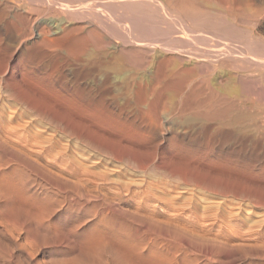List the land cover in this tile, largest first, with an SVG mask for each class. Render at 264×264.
<instances>
[{"label": "bare ground", "instance_id": "1", "mask_svg": "<svg viewBox=\"0 0 264 264\" xmlns=\"http://www.w3.org/2000/svg\"><path fill=\"white\" fill-rule=\"evenodd\" d=\"M69 1H67V0H65V1H61V0H0V20L8 18L9 23H11L13 25H15L17 23L20 26V31H17V32H19L17 34V38H18V42H19L18 45H21V44L23 45V42L25 44V42L27 40L26 37L30 36V38L32 39L31 44L34 47L42 49V50L47 49L50 52H53V55H54L55 51L64 49L65 52L71 53L75 57H77V59L84 61V63L86 65L91 64L92 66L93 65L97 66L100 70L104 71V73H106V74H109L107 72H109L108 69L111 68L112 71H114V79H113L114 82L120 83V85L129 86V81H128L129 79H127L129 77V74H127V72L125 70H122V71H125V72H122L118 65L115 66L114 63H111V60L117 59V55H118L117 53H119L120 51L115 53V54L111 53L109 51V47H106V46H108V43L98 33L97 34H89V36H86V35L84 36V34H82V30L84 28L83 24L80 25V24L75 23L76 18L79 19L82 12L78 11L79 9L77 10L75 7H73ZM99 1L103 3L104 1L106 2L107 0H99ZM118 1L120 3L123 0H118ZM232 1L233 0H217L219 6L224 7L227 11L233 10V2ZM251 1L252 0H239V3L242 4V6L244 8H246V10H247ZM120 4H123V3L121 2ZM96 5H97V3H96ZM117 5H118V2H117ZM170 5H169V7H171ZM103 6H104V4L101 5V7H103ZM172 8H173V6H172ZM52 9L56 10V11H54L55 14L64 13L65 20L64 21L62 20L61 22H58V23H56V22L54 23V21H47V20H43V19L37 20L38 17H40L41 15H43L46 12L49 13L50 10L52 11ZM57 10H59V11H57ZM89 11H90V9H89ZM236 11H238V10H236ZM240 11H241V9H240ZM250 11H252V10L250 9ZM87 13H89V12H87ZM33 14H35L36 16L33 17ZM96 14H98V13H96ZM180 14H181V12H180ZM77 15H80V16L78 17ZM91 15H92V12H91ZM231 15H232V13H231ZM102 16L104 17V15H102ZM105 16L108 17L106 14H105ZM121 16H123V15H121ZM82 17H84V16H82ZM96 20H97V25H99L103 29H106V27L108 26L107 24H109V23H107L106 18L99 19V20L96 19ZM129 20L130 19L127 18V21H129ZM135 23H136V21H135ZM185 23H183V24H185ZM93 24H95V23H93ZM139 25L141 26V24H139ZM139 25L137 23V26H138L137 29L138 30L140 29ZM130 26H131V22H130ZM186 26H188L187 23H186ZM120 27L122 28V26H120ZM134 27H135V25H134ZM188 28L187 27L184 28V31ZM22 29L24 32L21 31ZM86 29H87V27H86ZM108 29H109V27H108ZM115 29H117V28H115ZM25 30L26 31L29 30V32L26 33ZM140 30H143V28L141 27ZM213 30L214 29H212V31ZM219 30L221 32V29H219ZM219 30H217V31H219ZM87 31L88 30H86V34H87ZM225 31L222 30L221 34L223 32H224L223 34H225L226 33ZM89 32H91V31H89ZM144 32H146V31H144ZM187 32H188V30H187ZM204 32H205V30H204ZM185 33H186V31H185ZM143 34H142V36H143ZM123 35H124V33H123ZM130 35H131V33H130ZM187 36H188V34H187ZM139 37H141V36H139ZM217 38H219V37H217ZM139 40H141V39H139ZM143 42H145V39ZM127 43H129V42H127ZM140 43H142V42H140ZM149 43H150V41H149ZM149 43H147V44H149ZM239 46H241V45H239ZM23 47H25V46H23ZM116 48H118V47H116ZM221 48H223V47H221ZM166 49H167V47H166ZM235 49H236V47H235ZM110 50H112V49L110 48ZM118 50H119V48H118ZM226 50H227V48H225V52H226ZM196 53H194V54H196ZM217 53H219V52H217ZM239 53H241V51ZM247 53H249V52H247ZM127 54H129V53H127ZM190 54L191 53H189V55ZM130 55H127V56H130ZM132 56H135V55H132ZM154 56L155 55H153V57ZM218 56H220V55H218ZM238 56H240V55L238 54ZM254 56H256V55H254ZM242 57H243V55H242ZM131 58L133 59V57H131ZM247 58H248V56H247ZM127 60H129V58H127ZM139 60L141 61L142 59L140 58ZM168 60H169V58H165V59H161V60L159 59L158 60L159 62L157 63L156 67L154 66L155 67L154 76L156 79H155V81L152 82V85H154L155 83H160L161 79L168 78L169 80L164 82L162 89L160 88L161 90H159L157 93L154 92V90L157 88V87L155 88V86L150 87L148 90L146 89V91L144 90L145 92L143 93L142 96H140L141 101H145L149 96H152L154 98V102H153L154 105H157L158 101L160 100V96L162 98L166 99L169 96V94L167 92L171 93V91H174V90L176 91L178 89L179 84H180L179 83L180 78L178 79L179 74H178V72L175 73L176 71L174 72V71L168 69V66L166 64V61H168ZM180 60H182V59L180 58ZM224 60L225 59H223L219 62V69L217 68L218 70L217 71L215 70L213 77L210 80L207 79L203 83L204 87L202 90L203 95H202V102H201L202 103V114H201L202 118L206 123L210 122L212 120L213 121L215 120L218 127H220V128H226L228 130L229 128L237 127L236 131L239 133H251L258 140V146L255 149L256 150V152H255L256 158L255 159L258 162L259 161L261 162V158L264 157V89L257 88L254 85L255 81L253 80V78L243 74L246 72V67H244L242 65L241 66L236 65V63L234 64V62H231V61L228 64H226L225 63L226 60H225V62H224ZM41 61H43V60L41 59ZM148 62H149V60H148ZM256 62H257L256 67H257V69H259L257 75L264 78V72L262 70V67L264 68V60H262V58H261V60H258ZM34 63H35V61H34ZM8 65H6V66H8ZM177 65H179V63ZM252 65H253V63H252ZM134 67H133V69H134ZM136 67H135V69H136ZM170 67H172V65ZM184 69L188 70L189 68L188 69L184 68ZM180 72H182V70H180ZM13 74H15V73H13ZM12 75H11V77H13ZM33 75H35V74H33ZM0 76H2V75H0ZM95 76H97V75H95ZM101 76L99 78H101ZM258 76H256V78ZM132 77L133 76H131V78ZM141 77L142 76H140V78ZM150 77H148V78H150ZM256 78H254V79H256ZM26 80L27 79H25V81ZM258 80H260V79H258ZM40 81H41V79H40ZM59 83H61V82H59ZM108 83H109V81H108ZM24 84L26 85V83H24ZM130 84H132V81H130ZM102 85L104 86V84H102ZM141 85H142V83H141ZM9 86H10V84H9ZM31 86L34 89V85H32V83L30 84V88H31ZM47 86H48V84H47ZM49 88H51V87H49ZM95 88H96V85H95ZM194 88H195V86H194ZM33 89H32V91H34ZM35 89H36V87H35ZM40 89H41V87H40ZM40 89H39V91H40ZM45 89H47L46 86H45ZM27 90L28 89H26L24 91H27ZM60 90H62V89H60ZM39 91H38L39 97L37 96V92H36L37 97L31 96L30 94H24V93L22 94L19 92H18V94H13V95L10 94L6 98L3 96H2L3 98L0 97V255L4 254L5 250H7V248L9 247L5 242H10V244H13L15 246H19V250H20L19 252H21L20 254L25 255L24 257H27L28 260L31 259V261L32 260L34 261L33 254L41 251L40 248H42V247L44 248L46 246V244L49 243L48 247L51 246L55 250L60 249L61 247L62 248H61V254L59 257H53L52 258L49 255L51 257V259H49V257H48V260H49L47 262L48 264H194L193 261L190 260L191 258L189 259L190 256L188 257V254L186 253V249H185V244L187 243V241L191 240L190 236L195 237V240H197L196 242H198V241L200 242L202 240L201 245L206 246L203 248L205 254H208V257H209V255L212 256V258H213V256L219 255L220 252H226L227 253V251H228V253H229L230 251H234V250L237 251L238 253H240V255H242L243 257L244 256L246 257L247 255H252L255 252L257 253L262 247H264V241L261 239H258L259 235H261V233H260V232H262L261 230H260V232H258V233H260L259 235H258V233H256L258 235V237L255 240H249L248 238L246 239L245 237H247V235L244 234L245 230L248 229V227H249L248 222L251 221L250 218L253 215V209H256L257 207H260V206L264 207V168L260 172L258 170V173H253V170H254L253 165L254 164L250 163V162H252L250 160L251 158L246 159V161H241L240 163H238L236 160H231L229 157H226V156L228 154H231L233 152L232 151L233 149L226 142L222 141L219 144V147L221 149V152L225 156H222V157L220 156L221 158L218 161H216L217 162L216 165H217L218 169H217L215 175L211 173V170H212L211 166L210 167L207 166L206 171L202 174V183L201 184H202V194L204 196L203 197L201 196L202 197V202H201L202 203L201 204L202 210H199L200 205L197 201L190 200V199L182 201V200H180V198H177L176 195H178L179 192H177V194L173 195V193L170 191V193H172V195H171L170 193H168V191L163 190L162 187H161L162 188L161 190H158L160 188V186L157 187V183H156V182H158V181H156V180H158L157 178L155 179L156 182H154L156 184H152L151 182H150V184L148 182H142L144 179L141 182H139V180H138L137 182H139V183H137L136 181H135V183H129V182L122 183V182L118 181V177L117 178H115L116 176L114 178L111 177L109 175V173H110L109 170L100 169V167L98 165L99 163L96 162L97 163L96 164L94 161V163H95L94 165H91L92 164L91 162L89 164L88 162H89V158H90L89 156L90 155L88 157L86 156L85 158H83L84 160L81 161L80 158H76V156L71 155V153L69 154V151L67 152L66 149L63 150V148L59 144V141L56 139L57 138L56 136L58 134H61V135L64 134L66 136L71 135L74 138H76L77 140L81 139L86 146H89V145L91 147L93 146V149L97 150V153L103 152L101 154H106V156L109 155V156L113 157L118 162V164L120 163V165L126 164V166L128 165V166H133L135 168H140V169L146 168L147 169V167L150 166V163L151 162L153 163V161L155 160L154 159L153 161H147V162L143 161L142 162L138 159L131 158V157H129V154L127 151L122 150L119 147L118 148L115 147L114 142L113 141L112 142L107 141L103 135H100L98 138H96V136L94 134H92L91 132L84 131L78 127L76 128V127L70 126L68 123H65V122L63 123V127H60V123L62 122L63 119L61 118V114L56 109V106H55L56 101L54 102L53 100L46 99V96L45 97H43L42 95L40 96ZM84 91H85V89H84ZM45 92L47 93V91H45ZM45 92H43V93L45 94ZM4 93H6V92H4ZM4 93H2V94H4ZM13 93H15V92H13ZM41 93H42V91H41ZM49 94L51 96L52 93H48V95ZM127 94H129V93H127ZM194 94H197V93L194 92ZM64 97L67 98L68 96H64ZM196 98H197V96H196ZM54 100H55V98H54ZM191 100L190 101L186 100L184 107L187 108V106H189L191 104ZM3 102H5V104L6 103L8 104L10 102L16 103L17 104L16 106L20 105L19 108L22 107L23 111H21L19 113V111H20V109H19V111H17L18 113H16L15 115H13V114L9 115L12 113V112H9V114H8L9 116H5L4 111L6 109H4L5 106L3 107ZM97 102L98 101H96L95 103H97ZM68 103H69V101H68ZM161 103H163V102H161ZM252 103H255V104H252ZM7 104H6V106H7ZM100 104H101V102H100ZM62 105H64L63 101H62L61 106ZM196 105H197V103H196ZM145 106H147V105H145ZM249 106H251V108H252L251 112L248 110ZM8 107H11V106L9 105ZM13 107H14L13 110L16 112L15 108H17V107H15V105ZM135 107L136 106H134V108ZM148 108H150V107H148ZM8 110L11 111L12 107H11V109L8 108ZM27 111L32 112L34 116L36 115L38 117L36 120H34L35 123L29 122L28 124H24L25 122L23 121L24 123L21 124V122H18L15 120L16 117H18V119L20 118L19 120L24 119L23 117H24V115L27 114L26 113ZM145 111H146V109H145ZM193 114H194V112H193ZM28 115H29V117H32V116H30V114H28ZM82 115H84V114H82ZM197 116H198V114H197ZM33 117H32V119H33ZM25 118H27V117H25ZM99 118H100V116H99ZM46 119H48V121L51 123V126H52V127L48 126V127H50V128H48V130L49 129L51 130V132H49V133H52V131L54 132V134H50L49 136H48V133H47V136L44 135L45 131L42 130L45 128V127H43L44 124H42V123ZM249 120L253 121V123H252L253 125L252 124L248 125V123L246 124V122ZM215 121H214V123H215ZM37 124L41 125L43 128L42 129L40 128L41 129L40 130ZM108 124L109 123H107V125ZM36 125L38 128L36 127ZM134 125H135V123H134ZM114 126H115V124H114ZM126 127H127V125H126ZM112 131H114V130H112ZM125 131H127V130H125ZM135 132H136V130H135ZM131 133L132 132H130V134ZM234 133H236V132H234ZM105 134H106V132H105ZM132 134L134 135V133H132ZM122 135H124V133ZM250 135L248 138H250L252 136V135L251 136ZM110 136H111V134H110ZM218 136H220V135H218ZM70 140H72V139H70ZM138 140H140V139H138ZM63 141H65V140H63ZM232 141H234V140H232ZM130 142H132V140ZM61 143L63 144V142H61ZM64 143H67V142L65 141ZM69 144H71V143H69ZM235 145H236V143H235ZM69 146H68V148H69ZM89 149H92V148H89ZM133 149H135V148H133ZM85 154L88 155V153H86V152H85ZM75 155L78 156V154H75ZM96 155H98V154H96ZM207 156H206V158H207ZM91 158H93V157H91ZM167 159H168V157H167ZM90 160H92V159H90ZM96 160H98V158ZM107 160H110V159L107 158ZM179 160H181V159H179ZM243 160H245V159H243ZM172 161H174V160H172ZM183 161H185V160H183ZM112 162H113V160H112ZM210 162H212V161H210ZM102 163H104V162H102ZM191 164H192V162L190 163V165ZM203 164H205V163H203ZM154 165H155V167L163 168L165 170V172L170 171V170H172V172H173V169L171 168V166L167 162L163 161L161 163H155ZM205 165H207V164H205ZM205 165H204V167H205ZM100 166H101V164H100ZM188 166L189 165H187V167ZM95 167H96V169H100V170L96 171L95 169H93ZM97 167H99V168H97ZM110 167H112V166H110ZM110 167L108 166V169ZM199 167H201V166H199ZM104 168H106V166H104ZM114 168H112V169H114ZM122 168H124V167L122 166ZM112 169L110 170L111 172H112ZM155 169L156 168H154L153 172H155ZM107 172H109V173H107ZM151 172H152V170H151ZM126 173H127V171H126ZM126 173H125V175H127ZM158 173H160V172L158 171ZM158 173L156 172V174H158ZM121 174H119V175H121ZM156 174L154 175V173H153L154 176H156ZM134 175H132V173H131L130 176H134ZM168 175H170V174H168ZM174 175L177 176L183 183H187L189 180L192 179L187 174H183V173L177 172V171L175 172ZM174 175H173V177H174ZM166 176H164V177H166ZM144 177H145V175H144ZM156 177H158V176H156ZM164 177H163V179H164ZM127 178H130V177L127 176ZM131 178H133V177H131ZM176 178H173V179L176 180ZM145 179H148V178H145ZM168 179L170 181V178H168ZM121 180H123V178ZM160 180H162V178H160ZM166 181H167V179H166ZM130 182H132V181H130ZM175 183H176V181H175ZM152 185L156 186L158 189ZM163 185H165V184H163ZM167 185L168 186L166 188H168V187L170 188L168 183H167ZM138 187H142V188L136 191L135 188H138ZM163 187H165V186H163ZM192 187H193V184H192ZM186 189L187 188L185 187V190ZM180 190H182V189H180ZM183 192H185V191H183ZM191 194H193V193H191ZM191 194L189 196H191ZM53 195H55L56 197H53ZM198 195L199 194H197V196ZM185 196L189 197L188 195L184 194L183 197H185ZM197 196H196V198H198ZM210 199H211V201H214L212 199H218V200L217 201L215 200L216 202L214 204H211L212 202L211 203L208 202ZM203 203H205V204L203 205ZM55 206H59V208H62L64 210H68V211H72L75 209L78 210V209H82L83 207H86V209H88V212H89V208L91 207V211H90V212H92L91 217L96 216V221L94 223H91L89 226L87 224H84V222H85L84 220L80 224H78L76 222L77 225H71L70 224L68 226L67 225L60 226L61 224H59L60 222L58 223V221L56 223L51 222V216H52V212L54 211ZM99 207L101 208V211L97 210V209H99ZM187 210L190 212V214L186 213ZM200 211L202 214L200 213ZM108 212H110V213L117 212V213L125 214V215L131 217V219L134 222L138 221V225L140 224L141 226L145 227V229L143 230L144 235L142 237H139V238H138V235H136L137 237H136V239H134V241H133V239H129L130 235L128 233H127L128 234L127 236H123L122 234H120V232H118L120 230L111 228L107 224V222H106L107 219L105 220V215H107ZM256 213H257V211L255 212V214ZM201 217H202V220H200ZM199 220L202 222H199ZM74 221H76V220H74ZM122 223L124 224V222H122ZM129 223H126V224H129ZM65 224H66V222H65ZM86 226H88V227H87V229L86 228L83 229L84 231H83L80 239H76L77 237L75 238L74 234L77 233L78 228H81V227L83 228ZM255 227L256 226L254 225V228ZM251 229H250V231H251ZM262 233L264 234V232H262ZM256 234H255V236H256ZM248 235H250V233ZM250 236H252V235H250ZM262 237L263 236H261V238ZM262 239H264V238H262ZM194 243H192V244H194ZM58 247H60V248H58ZM187 250H188V248H187ZM198 250H200V249H198ZM104 252H107L108 254L106 253V255L104 256L103 255ZM187 252H189V250ZM226 253L224 254L225 256L228 254V253L227 254ZM20 257H21V255H20ZM24 257H22V258H24ZM234 257L237 258V256H235V255H234ZM201 258H202V255H201ZM218 258H220V257H218ZM223 258H225V257L222 256V260H223ZM41 259H40V261L43 263L46 261V260L43 261L44 260L43 258H41ZM25 260H27V259H25ZM204 260H206V259H204ZM220 260H221V258H220ZM226 260L229 261V258L226 257L225 261ZM216 261H218V260H216ZM41 262H39V263H41ZM238 262L240 263V261H238ZM29 263H30V261H29ZM234 263H232V264H234ZM236 263H237V261H236ZM250 263H251V261H250ZM220 264H222V263H220ZM258 264H264V258Z\"/></svg>", "mask_w": 264, "mask_h": 264}, {"label": "rangeland", "instance_id": "2", "mask_svg": "<svg viewBox=\"0 0 264 264\" xmlns=\"http://www.w3.org/2000/svg\"><path fill=\"white\" fill-rule=\"evenodd\" d=\"M61 1H65V0H61ZM67 1H69V0H67ZM123 1H121L123 4H120L121 2L119 3L118 0H114V1L113 0H107L106 2L104 1L103 3L100 2L99 0H80V1L79 0H70L69 2L77 10L79 9L78 11L82 12V14L79 12L81 14V16L77 15L78 17L79 16L80 17H79V19L76 18L75 23L80 24V25L83 24L85 29L83 28L82 34H84V36L85 35L89 36V34H97L98 33L108 43V46H106V47H109V51L111 53L115 54V53L120 51L119 53H117L118 54L117 59L111 60V63H114L115 66L118 65L119 68L121 69V71L125 70L127 72V74H129V77L127 79H129L128 81H129L130 87L126 86V85H125L126 86L125 87L124 85H120V83H115L113 80L114 79V71H112L111 68L108 69L109 72H107V73H109V74H106V73H104V71L100 70L97 66H94V65L92 66L91 64L86 65L84 63V61L77 59V57H75L71 53L65 52L64 49L55 51L54 55H53V52H50L47 49L42 50V49L34 47L31 44L32 39L30 38V36L26 37L27 40H26L25 44L23 42V45L22 44L18 45L19 42H18L17 34L19 32H17V31H20V26L17 23L15 25L9 23L8 18H6L3 20L2 19L0 20V75H2V76H0V94H1L0 97L3 96L6 98L10 94H12V95L18 94V92L22 93V94L23 93L24 94H30L31 96H36V92H37V96L39 97L38 91L41 87V89L39 91L40 96L41 95L43 97L46 96V99L53 100L54 102L56 101L55 102L56 109L61 114V118L63 119L62 122L60 123V127H63V123L65 122V123H68L70 126H73L76 128L78 127L84 131L91 132L92 134H94L96 136V138H98L100 135H103L107 141H109V142L113 141L115 147H117V148L119 147L120 149L127 151L129 154V157L138 159L142 162L143 161H146V162L147 161H153L155 159L154 160L155 162L154 161H153V163L151 162L150 166H148L147 169L146 168L145 169L135 168L133 166H128V165L126 166V164L120 165V163L118 164V162L113 157H111L109 155L106 156V154H101L103 152L97 153V150L93 149V146L92 147L90 145L86 146L81 139L77 140L76 138H74L71 135L66 136V135L62 134L63 135L62 136L61 134H58L56 136L57 138L56 137L55 138L59 141V144L63 148V150L66 149L67 152L69 151V154L71 153V155L76 156V158H80L81 161L84 160L83 158H85L86 156L88 157L90 155L89 156L90 157L89 162H88L89 164H90V162L92 163L91 165H94L96 162L99 163L98 165H99L100 169L109 170L110 173L109 172H107V173H109V175L113 178L115 176H116L115 178L118 177L119 182L135 183V181L137 182L139 180V182H141L144 179L142 182H148L149 184H150V182L152 184L157 183V187L160 186L159 189L154 185H152V186L156 187L158 190H161L163 188V190L168 191V193H170V191H171L173 193V195L177 194V192H179V194L176 195L177 198H180V200H182V201L187 200V199L188 200L189 199L195 200L200 205L199 210H202V208H201L202 203L201 202H202V197L204 196L202 194V184H201L202 183V174L206 171L207 166H209V167L211 166V169H212L211 173L215 175V173L218 169V167L216 165L217 164L216 161H218L222 156H225L221 152V149L219 147V144L222 141L226 142L233 149L232 150L233 152L231 154H228L226 157H229L231 160H236L238 163H240L241 161H246V159L251 158L250 160L252 162H250V163L254 164L253 165V169H254L253 173H258V170L260 172L264 168V157L261 158V162L260 161L258 162L255 159L256 158V154H255L256 150L255 149L258 146V140L251 133H239L236 131L237 127H234L235 129L229 128L228 130L226 128H220V127H218L215 120H214L215 123L213 120L206 123L203 120L202 115H201L202 114V103L201 102H202V95H203L202 90L204 87L203 83L207 79L210 80L213 77L215 70L217 71L219 69V62L223 59L226 60V62L224 60V62L226 64H228L231 61V62H234V64L236 63V65H239V66L242 65V66L246 67V72L243 74L246 76L252 77L253 80L255 81L254 85L257 88L264 89V78L257 75L259 69H257V67H256L257 66L256 61L261 60V58H262V60H264V0H252L251 3L249 4V7L247 8V10H246V8H244L242 6V4L239 3V0H233L232 1L233 2V10H231V11H227L224 7L219 6L217 0H211V1L210 0H196V1L195 0H172V1L171 0H128V1L123 0ZM117 2H118V5H117ZM96 3L98 6L96 5ZM102 4H104L103 7H101ZM169 5L171 7H169ZM172 6H173V8H172ZM89 9H90V11H89ZM235 9L238 11H236ZM240 9H241V11H240ZM250 9L252 11H250ZM54 11H56V10L52 9V11L50 10L49 13L48 12L44 13L43 15L38 17L37 20L43 19V20H47V21H54V23L55 22L58 23V22H61L62 20L63 21L65 20L64 13L55 14ZM57 11H59V10H57ZM87 12H89V13H87ZM91 12H92V15H91ZM180 12H181V14H180ZM96 13H98V14H96ZM231 13H232V15H231ZM105 14L108 17H106ZM102 15H104V17ZM121 15H123V16H121ZM34 16H36V15L33 14V17ZM82 16H84V17H82ZM104 18H106L107 23H109V24H107L108 26L106 27V29H103L99 25H97V20H96V19L99 20V19H104ZM127 18H129L130 20L127 21ZM135 21H136V23H135ZM130 22H131V26H130ZM185 22L188 24V26H186ZM93 23H95V24H93ZM137 23H138V25L141 24V26L139 25V28L141 29V27H142L143 30L137 29V27H138ZM183 23H185V24H183ZM134 25H135V27H134ZM120 26H122V28ZM86 27H87V29H86ZM108 27H109V29H108ZM186 27L187 28L189 27V28L185 30L186 31V33H185L184 28H186ZM115 28H117V29H115ZM212 29H214V30L212 31ZM219 29H221V32H222V30L223 31L226 30L225 32L227 34L226 33L223 34L224 32L221 34ZM86 30H88L87 34H86ZM187 30H188V32H187ZM204 30H205V32H204ZM217 30H219V31H217ZM21 31L24 32L23 29ZM89 31H91V32H89ZM144 31H146V32H144ZM25 32L28 33L29 30H27V31L25 30ZM123 33H124V35H123ZM130 33H131V35H130ZM142 34H143V36H142ZM187 34H188V36H187ZM139 36H141V37H139ZM217 37H219V38H217ZM139 39H141V40H139ZM144 39H145V42H143ZM149 41H150V43H149ZM127 42H129V43H127ZM140 42H142V43H140ZM147 43H149V44H147ZM239 45H241V46H239ZM23 46H25V47H23ZM116 47H118L119 50ZM166 47H167V49H166ZM221 47H223V48H221ZM235 47H236V49L237 48L238 49L236 50ZM110 48L112 50H110ZM225 48H227L226 52H225ZM240 51H241V53H239ZM188 52L191 54L189 55ZM217 52H219V53H217ZM247 52H249L250 54ZM127 53H129V54H127ZM194 53H196V54H194ZM237 53L240 56H238ZM126 54L127 55L131 54V55L127 56ZM132 55H135L136 57L132 56ZM153 55H155V56L153 57ZM218 55H220L221 57ZM242 55H243V57H242ZM254 55H256V56H254ZM247 56H248V58H247ZM131 57H133V59ZM137 57L139 59L141 58L142 60L140 61ZM127 58H129V60L130 59L131 60L129 61V60H127ZM165 58H169V60L166 61L168 69H170L174 72L176 71L175 73L178 72V74H179L178 79L180 78L179 79L180 84H179L178 89L176 91L175 90L171 91V93L167 92L169 94V96L166 99L162 98L160 96V100L158 101L157 105H154V103H153L154 98L152 96H149L145 100L146 102L141 101L140 96L143 95V93L146 91V89L148 90L150 87L155 86V88L156 87L157 88L154 90V92L157 93L159 90L162 89L164 82L169 80L168 78L161 79L160 83H155L154 85H152V82L155 81V79H156L154 76V70H155L157 63L159 62L158 60L159 59L160 60L165 59ZM180 58L182 60H180ZM41 59L43 61H41ZM148 60H149V62H148ZM34 61H35V63H34ZM178 63H179V65H177ZM252 63H253V65H252ZM6 65H8V66H6ZM171 65H172V67H170ZM134 66L135 67L137 66L136 69ZM133 67H134V69H133ZM183 67L187 68V69L189 68L190 70L189 69L185 70ZM180 70H182V72H180ZM262 70L264 72L263 67H262ZM125 71H122V72H125ZM13 73H15V74H13ZM33 74H35L36 76ZM11 75L13 77H11ZM95 75H97V76H95ZM100 76H101V78H99ZM131 76H133V77L131 78ZM140 76H142V77L140 78ZM256 76H258V77L256 78ZM148 77H150V78H148ZM254 78H256V79H254ZM25 79H27V80L25 81ZM40 79H41V81H40ZM258 79H260V80H258ZM108 81H109V83H108ZM130 81H132V84H130ZM59 82H61V83H59ZM24 83H26V85ZM31 83H32V85H34V89L32 88V86L30 88ZM141 83H142V85H141ZM9 84H10V86H9ZM47 84H48V86H47ZM102 84H104V86ZM95 85H96L97 89L95 88ZM45 86L47 87V89H45ZM194 86H195V88H194ZM35 87H36V89H35ZM49 87H51V88H49ZM26 89H28V90L24 91ZM32 89L34 91H32ZM60 89H62V90H60ZM84 89H85V91H84ZM3 91L6 93H4ZM41 91H42V93H41ZM45 91H47V93ZM13 92H15V93H13ZM43 92H45V94ZM194 92H196L197 94H194ZM2 93H4V94H2ZM48 93H52L51 96H50V94L48 95ZM127 93H129V94H127ZM57 95L58 96L60 95V96L58 97ZM64 96H68V97L65 98ZM196 96H197V98H196ZM54 98H55V100H54ZM95 100L98 102L95 103L96 102ZM186 100H188V101L191 100V104L190 105L188 104L189 106H187V108L184 107ZM62 101H63L64 105L61 106ZM68 101H69V103H68ZM100 102H101V104H100ZM161 102H163V103H161ZM10 103H8V104L6 103L7 104V106H6L5 102H3V107L5 106L4 109H6L5 111L7 112L6 113L4 111L5 116H9L12 114L15 115L16 113H18L17 111H19V109H20L19 113L21 111H23L22 107L19 108L20 105L16 106L17 105L16 103H13V102H10ZM196 103H197V105H196ZM252 104H255V103H252ZM9 105L12 107L11 111L8 110V108L11 109V107H8ZM14 105H15V107H17V108H15L16 112L13 110ZM145 105H147V106H145ZM134 106H136L137 108L136 107L134 108ZM148 107H150V108H148ZM145 109H146V111H145ZM248 110L250 112L252 111L251 106H249ZM9 112H12V113L9 114ZM193 112H194V114H193ZM26 113L25 114L27 116L24 115V117H23L24 119L21 118L22 120H19L20 118L18 119V117H16L15 120L18 122H21V124H23L24 122H25L24 124H28L29 122L35 123L34 120H36L38 117L36 115L34 116L33 113L30 111H27ZM28 114H30V116H32V117L34 116L33 119H32V117H29ZM82 114H84V115H82ZM197 114H198V116H197ZM99 116H100V118H99ZM25 117H27V118H25ZM49 123L50 122L48 121V119L43 121L42 124H44L43 125V127H45L44 129H42L43 127L41 126L42 125L41 123H40L41 125L37 124L39 129L41 128L42 130L45 131L44 135H46V136H47V133H48V136L50 134H54L53 131H52V133H49V132H51V130L50 129L48 130V128L52 127L51 123L50 124ZM107 123H109V124L107 125ZM134 123H135V125H134ZM247 123H248V125H250L253 123V121L249 120L246 122V124ZM114 124H115V126H114ZM37 125H36V127H37ZM126 125H127V127H126ZM48 126H50V127H48ZM112 130H114V131H112ZM125 130H127V131H125ZM135 130H136V132H135ZM105 132H106V134H105ZM130 132L134 133V135L132 133L130 134ZM234 132H236V133H234ZM123 133H124V135H122ZM110 134L112 137L110 136ZM245 134L246 135L248 134V135L246 136ZM218 135H220V136H218ZM249 135L252 138L251 137L248 138ZM70 139H72V140H70ZM138 139H140V140H138ZM63 140H65L67 143H64L65 141H63ZM131 140H132V142H130ZM232 140H234V141H232ZM61 142H63V144ZM69 143H71V144H69ZM235 143H236V145H235ZM68 146H69V148H68ZM89 148H92V149H89ZM133 148H135V149H133ZM73 149L74 150L76 149L75 150L76 152ZM85 152L88 153V155L85 154ZM75 154H78V156ZM96 154H98V155H96ZM206 156H207V158H206ZM91 157H93V158H91ZM167 157H168V159H167ZM97 158H98V160H96ZM107 158L110 160H107ZM90 159H92V160H90ZM111 159L113 160V162ZM179 159H181V160H179ZM243 159H245V160H243ZM172 160H174L175 162ZM183 160H185V161H183ZM94 161H95V163H94ZM163 161L167 162L171 166L174 173L172 172V170L166 171L167 172L166 173L163 168L155 167V165H154L155 163H161ZM210 161H212V162H210ZM102 162H104V163H102ZM191 162H192V164L190 165ZM202 162L207 164V165L203 164ZM100 164H101V166H100ZM197 164L198 165L200 164L199 166H201V167H199ZM107 165L109 167L112 166V167H110L111 169L114 168L115 166L117 168L115 167L116 169L115 168L112 169V172H111L110 171L111 169L110 168L108 169ZM187 165H189L190 167L189 166L187 167ZM204 165H205V167H204ZM104 166H106L107 169L104 168ZM122 166L124 168H122ZM99 167H97V168H99ZM154 168H156L155 172H153ZM93 169H95L96 171L100 170V169H96V167ZM151 170H152V172H151ZM126 171H127V173H126ZM158 171L160 173H158ZM176 171L181 172L183 174H187L188 176H190V178H192L191 179L192 181L189 180L187 183H183L177 176L174 175ZM156 172L158 174H156ZM125 173L127 175H125ZM131 173H132V175H134V174L135 175L130 176ZM153 173H154V175L156 174V176H158V177L154 176ZM119 174H121V175H119ZM168 174H170V175H168ZM144 175H145V177H144ZM173 175H174V177H173ZM127 176H129L130 178H127ZM136 176L137 177L139 176L140 178L138 177L139 178L138 179ZM164 176H166V177H164ZM131 177H133V178H131ZM159 177L162 178V180H160ZM163 177H164V179H163ZM122 178L124 181L121 180ZM145 178H148V179H145ZM156 178L158 179V180H156L158 182L155 181ZM165 178L167 179V181ZM168 178H170V181ZM173 178H176V180ZM130 181H132V182H130ZM175 181H176V183H175ZM139 182H137V183H139ZM154 182H156V183H154ZM167 183L170 186V188L168 187L169 189L166 188L168 186ZM191 183L193 184V187H192ZM163 184H165V185H163ZM163 186H165V187H163ZM185 187L187 188L186 190H185ZM141 188L142 187H138V188H135V190L137 191ZM175 188L176 189L180 188L182 190L177 189L178 190L177 191ZM183 191H185L186 193ZM172 193H170V194L172 195ZM191 193H193L194 195ZM184 194L188 195V196L191 194V196L183 197ZM197 194H199V195L197 196ZM196 196L198 198H196ZM53 197H56V196L53 195ZM212 200H214V201H211V199H210L208 202H210V203L212 202L211 204H214L218 199H212ZM204 204L205 203H203V205ZM97 210L101 211V208L99 207V209H97ZM90 211H91V207L89 208V212H88V209H86V207H83L82 209H78V210L75 209L72 211H68V210H64L62 208H59V206H55L54 211L52 212L51 222L56 223L58 221V223L60 222L59 224H61L60 226H64V225L68 226L70 224L71 225H77V223L80 224L84 220L85 221L84 224H87L89 226L91 223H94L96 221V216L91 217L92 212H90ZM256 211H257V213L255 214ZM186 213L190 214V212L188 210ZM200 213H201V211H200ZM251 218H250L251 221L248 222L249 227L244 232V234L247 235V237H245V238L246 239L248 238L249 240H255V239H257L258 235L261 233V235H259L260 238L258 237V239H261L264 241V239H262V238H264V234L262 233V232H264V207L260 206V207H257L256 209H253V215L251 216ZM74 220H76V221H74ZM105 220L111 228L120 230L118 232H120V234H122L123 236H127L129 234L131 236V237L129 236V239H133V241H134V239H136V237H137L136 235H138V238L142 237L144 235L143 230L145 229V227L141 226L140 224L138 225V221L134 222L131 219V217H129L125 214H121V213H117V212H112V213L108 212V214L105 215ZM200 220H202V217ZM200 220H199V222H202ZM65 222H66V224H65ZM122 222H124V224ZM126 223H129V224H126ZM254 225L257 228L256 227L254 228ZM88 226L83 227V228L82 227L78 228L77 233L74 234L75 238L77 237L76 239H80V237L84 231L83 229L84 228L87 229ZM115 226L116 227L118 226L119 228L118 227L116 228ZM250 229H251V231H250ZM260 230L262 232H260ZM258 232H260V233H258ZM249 233L252 236L248 235ZM256 233H258V235ZM255 234H256V236H255ZM261 236H263V237L261 238ZM190 239L191 240L187 241V243L185 244V249H186V253L188 254V257L190 256L189 259L191 258L190 260L193 261L194 264H197V263L198 264H220V263H222V264H225V263L230 264L231 263L232 264L234 262L236 263V261H237L236 264H251V263L252 264L253 263L258 264L264 258V256H263L264 255V247H262L257 253L255 252L252 255H247L248 257L247 256L246 257L248 259L245 256L243 257L242 255H240V253H238L235 250L230 251L229 253L227 251L228 254L226 252H220L219 255L213 256V258L210 255L208 257V254H205L204 249H203L206 246L201 245L202 240L200 242L199 241L196 242L197 240H195V237H193V236L192 237L190 236ZM5 243L9 247L7 248V250H5L4 254L0 255V259H1L0 264H5V263L6 264H18V263L19 264H22V263L23 264H27V263L28 264H44V263L46 264L49 261L48 257H49V259H51V257L52 258L53 257H59L61 254V248H62V247L61 248L58 247L60 249L55 250L51 246L48 247L49 243H47L44 248L43 247L40 248L41 251L33 254L34 261L33 260L31 261V259L28 260L27 257H24L25 255L20 254L21 252H19L20 251L19 246H15L13 244H10V242H5ZM192 243H194V244H192ZM187 248H188L189 252H187L188 251ZM198 249H200V250H198ZM106 253L107 252H104L103 255L105 256ZM225 253L227 254L226 256L224 255ZM233 254L235 256H237V258L234 257ZM20 255H21V257H20ZM201 255H202V258H201ZM222 256L225 257V258H223V260H222ZM22 257H24V258H22ZM218 257H220L221 260ZM226 257L229 258L230 262L227 261L228 259L226 260L228 263L225 261ZM41 258L44 259L43 261H45V260L46 261L44 263L41 262L40 261ZM25 259H27V260H25ZM204 259H206V260H204ZM216 260H218V261H216ZM29 261H30V263H29ZM238 261H240V263ZM250 261H251V263H250ZM39 262H41V263H39Z\"/></svg>", "mask_w": 264, "mask_h": 264}]
</instances>
